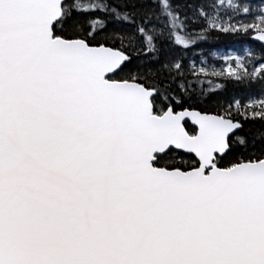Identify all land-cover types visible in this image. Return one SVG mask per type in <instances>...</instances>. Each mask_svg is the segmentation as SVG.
Returning <instances> with one entry per match:
<instances>
[{"label":"snow or ice","instance_id":"1","mask_svg":"<svg viewBox=\"0 0 264 264\" xmlns=\"http://www.w3.org/2000/svg\"><path fill=\"white\" fill-rule=\"evenodd\" d=\"M0 264H264V0H0Z\"/></svg>","mask_w":264,"mask_h":264},{"label":"trees","instance_id":"2","mask_svg":"<svg viewBox=\"0 0 264 264\" xmlns=\"http://www.w3.org/2000/svg\"><path fill=\"white\" fill-rule=\"evenodd\" d=\"M178 2H182V0H178ZM252 3L257 4L258 0H252ZM190 31H192V30L190 29ZM239 39L240 38L233 37V36L220 35L217 37L214 35L207 40L197 41L196 45L192 46L190 48L188 55L194 61L199 62L201 57H208L213 50H222V49H234V50H236L237 40H239ZM252 39H253L252 37L248 38L249 41H251ZM256 44L258 46L259 42H256ZM242 46L243 47L244 46L252 47L251 44H244ZM203 80H204L203 84L198 85V86H202V87L207 88L209 90H213L215 84L221 83V81H215L211 77H204ZM240 94L247 96L249 94V92L248 91H241ZM254 98L257 100L260 99L259 96H256Z\"/></svg>","mask_w":264,"mask_h":264},{"label":"rangeland","instance_id":"3","mask_svg":"<svg viewBox=\"0 0 264 264\" xmlns=\"http://www.w3.org/2000/svg\"><path fill=\"white\" fill-rule=\"evenodd\" d=\"M244 47L247 48L248 46H244ZM234 51H235L234 49L213 50L208 57H203V58L205 59V61L209 66L219 67L220 64L222 63V57L224 55H227L229 52H234ZM213 53H215V55H213ZM200 61L201 59L197 63H200Z\"/></svg>","mask_w":264,"mask_h":264},{"label":"water","instance_id":"4","mask_svg":"<svg viewBox=\"0 0 264 264\" xmlns=\"http://www.w3.org/2000/svg\"><path fill=\"white\" fill-rule=\"evenodd\" d=\"M258 42V41H257Z\"/></svg>","mask_w":264,"mask_h":264}]
</instances>
